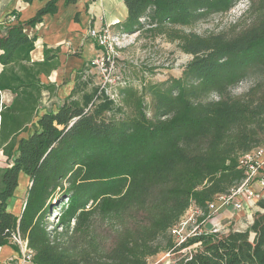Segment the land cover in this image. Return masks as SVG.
Masks as SVG:
<instances>
[{
    "label": "trees",
    "instance_id": "1",
    "mask_svg": "<svg viewBox=\"0 0 264 264\" xmlns=\"http://www.w3.org/2000/svg\"><path fill=\"white\" fill-rule=\"evenodd\" d=\"M124 1L120 32L163 35L192 58L179 77L143 83L114 137L79 136L36 174L21 214L0 221V247L20 251L12 241L19 233L32 264H147L163 250L180 253L173 264H200L175 247L171 228L191 207L207 214L210 201L245 178L240 157L264 145V0H247L245 27L209 34L186 27L239 0ZM15 29L0 33V62ZM250 78L247 91L232 94ZM242 236L188 243L202 240L207 264H264V236Z\"/></svg>",
    "mask_w": 264,
    "mask_h": 264
},
{
    "label": "rangeland",
    "instance_id": "2",
    "mask_svg": "<svg viewBox=\"0 0 264 264\" xmlns=\"http://www.w3.org/2000/svg\"><path fill=\"white\" fill-rule=\"evenodd\" d=\"M93 1L87 0V4ZM65 2L74 5L76 0ZM247 7V0H239L229 12L210 14L186 29L199 34L239 30L252 20L249 12L243 13ZM77 12L71 17L57 5V0H50L29 18L17 17L19 21L13 24V43L0 62V221L8 215L21 214L36 174L77 137H114L124 115L133 109L135 92L143 83L179 77L192 58L178 42L163 35L122 33L114 25V46H99L92 31L108 24L94 26L88 13L83 23L81 12ZM68 15L70 18H66ZM71 19L77 24L71 25ZM13 25L0 24L1 35L6 36ZM53 35H60L59 39ZM254 81L255 78L242 81L232 88V94L244 93ZM126 87L129 89L123 93ZM32 135H36L33 142L26 145ZM260 199L240 213L241 218L222 215V210L202 226L191 223L187 229L191 235L179 246L174 237L175 247L187 256L197 254L199 263L207 264L208 258L199 251L202 240L188 243L196 235H210L218 242L227 237L237 241L249 233V240L255 242L257 236H264V197ZM53 203L59 205L55 200ZM58 211L59 208L51 212L50 223L56 224ZM215 227L219 230L214 231ZM193 231L198 233L194 235ZM12 241L19 244V255L10 245L0 247V264H21L27 256V241L14 236ZM179 256L176 251L163 250L149 257L147 264H173Z\"/></svg>",
    "mask_w": 264,
    "mask_h": 264
},
{
    "label": "built area",
    "instance_id": "3",
    "mask_svg": "<svg viewBox=\"0 0 264 264\" xmlns=\"http://www.w3.org/2000/svg\"><path fill=\"white\" fill-rule=\"evenodd\" d=\"M92 35L99 46H104L107 49L114 46V41L111 40L113 37L111 25H105L102 29H93ZM94 63H98V60ZM239 161L245 171V178L237 186H234L229 193L219 194L210 201L207 214L202 209L191 207L187 214L171 228V234L178 239V246L191 235L187 232L191 223H195L196 227L202 226L215 214L229 207H233L237 211L249 210L260 198L264 197V145L242 155ZM217 230L219 229L215 227L214 231ZM197 233L198 231L192 232L194 235ZM14 238L22 240L19 233L15 234ZM32 255L33 252L29 249L21 264H32Z\"/></svg>",
    "mask_w": 264,
    "mask_h": 264
},
{
    "label": "crops",
    "instance_id": "4",
    "mask_svg": "<svg viewBox=\"0 0 264 264\" xmlns=\"http://www.w3.org/2000/svg\"><path fill=\"white\" fill-rule=\"evenodd\" d=\"M49 1L50 0H0V24L3 26L13 25L15 22L19 21L17 17L20 20H25L29 18L35 10L46 5ZM65 1L66 0H57V5L63 11L70 12L69 14L71 17L74 16L77 11V13L81 12L83 23H86L85 21L88 13L94 19L92 21L94 26H100L102 22L113 26L119 21L125 20L128 16V7L124 0H94L92 4H87V0H76L74 5H66ZM70 16L68 15L66 18H70ZM60 17V19L64 21V14H61ZM62 24L63 23H61V25ZM70 24L75 25L77 21L72 20ZM53 36L58 40L60 35ZM33 60H35V58ZM245 212V210L237 211L233 207H229L221 212V214L232 218H241V214ZM11 249L19 255V251L15 250L13 247ZM3 255H5V252H3Z\"/></svg>",
    "mask_w": 264,
    "mask_h": 264
},
{
    "label": "water",
    "instance_id": "5",
    "mask_svg": "<svg viewBox=\"0 0 264 264\" xmlns=\"http://www.w3.org/2000/svg\"><path fill=\"white\" fill-rule=\"evenodd\" d=\"M25 206V205H24ZM24 208V207H23Z\"/></svg>",
    "mask_w": 264,
    "mask_h": 264
}]
</instances>
